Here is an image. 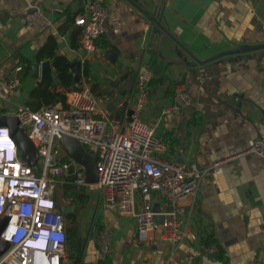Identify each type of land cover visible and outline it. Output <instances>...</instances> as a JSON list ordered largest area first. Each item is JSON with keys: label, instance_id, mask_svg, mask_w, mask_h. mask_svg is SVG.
Listing matches in <instances>:
<instances>
[{"label": "crops", "instance_id": "0c3cea01", "mask_svg": "<svg viewBox=\"0 0 264 264\" xmlns=\"http://www.w3.org/2000/svg\"><path fill=\"white\" fill-rule=\"evenodd\" d=\"M98 1L106 10L104 32L87 52L81 49V28L73 24L76 15L84 14L83 0H0V80L17 82L16 92L0 100V116L26 105L31 88L50 78L41 76V62L48 61L55 74L50 57L37 59L44 50L64 65L69 54L75 55L79 77L87 75L90 91L101 98L92 116L115 115L117 129L124 131L135 78L122 101L127 104L112 109L109 104L118 94L114 87L125 84L139 59V69L150 76L139 118L168 144L157 155L204 172L192 198L181 201L182 229L192 238L178 245L164 241L158 230L139 240L134 217L105 207L98 187H74L85 200L72 201V190L64 191L63 184L73 178L62 175L56 199L60 211L68 208L61 264H164L170 255L174 264H264V159L241 153L264 135V0ZM32 7L41 9L49 26L38 30L28 19ZM70 18L72 23L64 24ZM237 46L243 49L234 51ZM33 64L38 65L35 75ZM51 84L55 87L49 89L59 93L69 87L52 79ZM176 84L188 88L189 102L162 113L173 101ZM229 99L240 100L237 110ZM134 201L137 210L138 195ZM151 207L163 209L157 194ZM103 228L106 253L98 239ZM211 243L216 252L204 253L202 247Z\"/></svg>", "mask_w": 264, "mask_h": 264}, {"label": "built area", "instance_id": "2783aa9c", "mask_svg": "<svg viewBox=\"0 0 264 264\" xmlns=\"http://www.w3.org/2000/svg\"><path fill=\"white\" fill-rule=\"evenodd\" d=\"M83 9L84 14L76 15L73 24L80 26L81 49L88 52L94 50V40L104 32L106 10L98 0H83ZM28 19L38 30L50 24L38 7L31 8ZM149 78L146 70L136 73L131 112L124 131L117 129L119 121L115 115L92 116L101 98L90 91L87 75H81L68 88L59 89L65 96L64 107L52 104L33 110L18 104L11 113H4L16 117L18 127L32 142L39 173L34 174L19 151L11 161L0 158V216L8 218L0 238L9 242V247L0 255V264H61L64 219L55 208L53 196L62 175L71 176L75 188L98 187L105 207L114 208L121 215L133 216L139 240H148L156 230L164 241L173 245L192 238L182 229L181 201L192 198L204 170L157 155L164 147L155 137L153 128L139 118L146 105ZM16 89V80H0V100L10 97ZM189 96L184 84H176L173 101L161 112L179 110L188 104ZM61 136L77 140L86 152L96 155L95 183L84 182L79 164L71 159L55 158L59 149L57 139ZM241 153L264 159V135L254 137ZM153 194L159 196L163 209L153 210ZM135 195H138L137 210ZM157 215L162 217L161 223L156 222ZM98 239L100 250L106 253L109 241L105 228ZM202 250L213 255L217 249L209 244ZM171 257L164 264H174ZM247 264L261 263L251 260Z\"/></svg>", "mask_w": 264, "mask_h": 264}, {"label": "water", "instance_id": "95a60500", "mask_svg": "<svg viewBox=\"0 0 264 264\" xmlns=\"http://www.w3.org/2000/svg\"><path fill=\"white\" fill-rule=\"evenodd\" d=\"M147 35V34H146ZM146 35L143 41V45L145 44V39H146ZM241 49H243V46H237L236 48H234V51H241ZM109 56H111V54H108ZM75 55H70L69 54V62H67L65 65L68 67L72 80L73 82L78 80L79 77V73H80V64L79 61L77 59H74ZM74 59V60H73ZM138 63H139V59H136L133 63H132V69L131 72L129 74L128 79L126 80L125 84L123 85H116V87H114L117 91V95L115 96V98L113 99L112 103L109 104V108L112 109L113 105L119 104L123 101L124 95L126 93V91L131 90L132 86H133V81L134 78L136 76V73L138 71L143 70V68L138 67ZM40 66V71H41V76H48L52 79L53 83L56 84L57 80L55 77L54 72L50 71L49 68V63L48 61H43L39 64ZM37 64H33L31 65L32 68V72L35 73L37 72ZM112 86H114V84H112ZM240 99V97H239ZM240 102V100H239ZM239 102H235L232 103L229 99V103L232 104L235 107V110H237V107H239ZM123 105H126L127 102H122ZM131 109L128 108L126 111L127 117L130 114ZM129 120V118H127ZM0 125H5L11 135V137L13 138V140L15 141L17 148L19 150L20 156L21 158H23L27 164L29 165V167L31 168V170L34 172L35 175H38V169H37V154L35 151V148L32 144V142L30 141V139L23 133V131L21 130V128L18 127V122L16 117L12 116V115H1L0 116ZM57 142L59 144V149L57 150V153L55 155V158L59 159V158H67V159H71L72 161H74L75 163L79 164L82 169H83V180L86 184H93L97 181V173H96V168H95V162H96V155L94 153H88L86 152L83 147L81 146V144L78 143L77 140L70 138V137H66V136H61L57 139ZM68 207L66 206H62L61 207V213L63 214L65 212V210ZM8 218L5 216H0V233L3 230V228L5 227L6 223H7ZM155 220L158 223L162 222V217L161 216H155ZM9 247V242H7L6 240H2L0 238V255Z\"/></svg>", "mask_w": 264, "mask_h": 264}, {"label": "trees", "instance_id": "16d2710c", "mask_svg": "<svg viewBox=\"0 0 264 264\" xmlns=\"http://www.w3.org/2000/svg\"><path fill=\"white\" fill-rule=\"evenodd\" d=\"M71 23H72V18L67 19L64 24L70 25ZM46 57H50L52 59V66L55 70V75L57 78V85H61L63 87L69 86L72 82L71 76L67 72L65 65L61 61L62 60L61 57L53 55L52 51L45 52L44 50H41L37 54V59H41V58L44 59ZM50 87H55L54 85L51 84L50 78H45V79L37 82L29 91L25 104L27 106H29L31 109H38V107H40L41 105L49 106L55 102H60L61 105L64 107L65 106L64 94H61V93L56 92V91H52L49 89ZM160 142L163 144L164 147L168 146V144H166L164 142V140H162ZM59 160L63 161V160H66V158L59 159ZM70 179H72L71 176L69 177V180ZM63 189H64V191L67 189L72 190V189H74V186H73V184H71V182L66 183V184H63ZM72 193H73L72 199H71L72 201L77 200L78 202L82 203L85 200L84 194H82V193L78 194V193H76V191H73V190H72ZM55 204H56V206H55L56 210L60 212L58 203L55 202ZM65 236H66V233H65ZM205 242H209V241H205Z\"/></svg>", "mask_w": 264, "mask_h": 264}, {"label": "clouds", "instance_id": "9594fccd", "mask_svg": "<svg viewBox=\"0 0 264 264\" xmlns=\"http://www.w3.org/2000/svg\"><path fill=\"white\" fill-rule=\"evenodd\" d=\"M0 130V158L4 161H11L19 151L13 138L5 125ZM2 154V155H1Z\"/></svg>", "mask_w": 264, "mask_h": 264}, {"label": "rangeland", "instance_id": "374dc122", "mask_svg": "<svg viewBox=\"0 0 264 264\" xmlns=\"http://www.w3.org/2000/svg\"><path fill=\"white\" fill-rule=\"evenodd\" d=\"M61 192H62V190H61ZM59 193H60V191L58 190V187L56 188V190H54V197H53V199L57 202V199H56V197H60L59 196ZM100 195H101V197H102V192H101V189H100ZM61 196H62V194H61ZM60 200V199H59ZM61 206V205H60Z\"/></svg>", "mask_w": 264, "mask_h": 264}]
</instances>
